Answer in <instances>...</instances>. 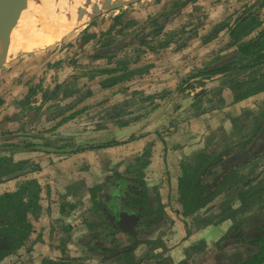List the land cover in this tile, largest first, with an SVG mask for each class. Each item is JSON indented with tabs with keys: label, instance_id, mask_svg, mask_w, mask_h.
I'll return each instance as SVG.
<instances>
[{
	"label": "rangeland",
	"instance_id": "rangeland-1",
	"mask_svg": "<svg viewBox=\"0 0 264 264\" xmlns=\"http://www.w3.org/2000/svg\"><path fill=\"white\" fill-rule=\"evenodd\" d=\"M257 1L138 0L98 15L52 44L58 46L76 37L66 47L46 52L50 45L24 53L0 70V80L3 82L0 117L4 111L13 109V105L7 110L3 106L12 99L19 84L9 90L6 87L12 85L16 77L22 76L23 71L28 70L22 78L27 86L18 96L28 94L29 108L41 103L47 90L55 92L57 84H63L58 98L51 100L47 111L43 110L32 123L29 121L34 115L33 110L24 117L28 120L25 126L17 122L12 123L10 129L5 128L6 124L3 128L0 126V135L2 129L10 131L15 134L14 141L28 140L37 145L45 143L61 149L59 154L38 151L11 154L18 161V167L29 168L20 170L23 175L0 186V226L11 237L9 229L14 221L9 220L8 215L14 214L12 204L27 201L25 188L32 186L31 190L39 191L43 210L38 219L28 215L33 231L30 238L2 264H75L69 258L85 254L86 248L82 245L84 237L91 231L102 235L101 232L107 229L103 216H99L98 197L102 195L104 183L113 172L144 179L153 195L158 192L168 215L164 230L158 235L146 237V240L150 238V242L159 246L144 245L139 255L146 256L150 250L155 253L165 250L162 255L146 259L143 264H221L219 260H225L224 254L218 255L213 249L218 237L217 219L224 204L231 208L241 207L240 192L225 191L210 207L196 213L197 218L194 217L196 214L190 218L176 216L174 207L181 209V206L177 205L174 197L183 164H191L194 158L193 146L197 149L205 146L202 152L215 157L229 147L246 146L255 138L258 127L264 124L262 92L250 105L253 112L238 116L236 124L232 123L235 134L231 133L225 140L215 135L210 142H207V138L206 142L199 140L192 145L190 137L186 138L184 128L193 112L192 103H204L212 94L228 86L219 83L222 75L195 77L219 53L232 50L224 41L227 31L207 43L203 42V37L216 24L225 21L233 23L252 8L251 11L257 12L259 19L264 21V8L253 6ZM153 27L163 30L154 34L153 29L156 28ZM84 29L87 32H82ZM89 33H95L97 38H101L100 41L90 39L86 42ZM103 33L107 35L102 37ZM103 43L111 46L101 52L113 56L110 59L88 58ZM19 59L22 60L17 62ZM136 68L144 70L96 93L94 97H82L90 87L96 92V85L108 78L103 70L119 69L122 70L119 74L128 75ZM262 72L264 67H259L241 75L239 79H249ZM209 92L212 93L205 95ZM64 93L70 94L66 96ZM67 106L70 109L61 114ZM74 111H80V115L52 129ZM115 114H120V121L127 125L121 127L113 118ZM41 135L46 138H40ZM114 142L120 144L110 148L98 147ZM86 146L93 148L75 151ZM67 149L71 151L62 152ZM242 166L237 169L239 174L235 177L242 178L241 181L251 177L257 179L246 186V189L257 193L263 186L260 182L264 180V157ZM239 190L243 188L239 187ZM6 195L12 196L10 200L13 203L5 200ZM258 196L260 198L250 206L241 207L250 210L245 212L249 224L252 222L251 215L257 217L258 213L264 212V194ZM49 205L52 210L50 214L46 211ZM50 216L55 225L51 234ZM89 226H93L92 229ZM117 238L128 242L121 233ZM14 244L12 240L11 245ZM84 258L82 264H117L114 261L104 263L98 255H84Z\"/></svg>",
	"mask_w": 264,
	"mask_h": 264
},
{
	"label": "trees",
	"instance_id": "trees-1",
	"mask_svg": "<svg viewBox=\"0 0 264 264\" xmlns=\"http://www.w3.org/2000/svg\"><path fill=\"white\" fill-rule=\"evenodd\" d=\"M259 9L264 8V0H258L256 5ZM250 9L245 16L236 19L233 23L222 22L216 24L212 30L203 37V42L207 43L218 38V36L223 32L227 31L224 41L227 42V47L232 48L228 53L218 54L211 61L207 62L202 69L195 74V77H213L216 75H222L220 79L221 86L228 85L225 88H221L218 93L212 94L204 103H192L191 108L193 112L190 116H199L210 111H214L225 106L236 104L241 102L249 97L260 94L264 92V72L254 74L250 76L249 79L240 80L239 77L245 73H248L256 68L264 67V21L259 19L258 13ZM117 20V19H116ZM156 28V27H153ZM155 30V31H154ZM163 29H153L154 34H159ZM82 32H87V29H84ZM81 32V33H82ZM152 32V31H151ZM81 33L78 35L80 36ZM107 33L101 34L102 37L106 36ZM76 38V37H75ZM73 38L72 40H74ZM79 39V38H77ZM90 39H98L95 33H89V38L86 40L88 42ZM61 43L58 46L52 45L45 50L46 52H51L55 48L59 47L60 49L66 47L70 42ZM141 45L143 43L141 42ZM111 46V44L103 43L101 49H96L95 55H93V60L96 59H110L113 54L105 53L100 54L99 52L105 50L106 47ZM107 49V48H106ZM23 58V57H21ZM20 60V59H19ZM144 69L136 68L132 71H129L128 75L119 74L122 70L111 69L103 70V74H108V78L103 79L101 83L96 85L98 90L92 92L88 89L85 91L86 97L91 96L92 93L101 92V90L113 85L118 84L119 82L124 81V79H130L133 74L141 73ZM124 72H127L123 70ZM258 74V75H257ZM92 79V78H90ZM63 87V84H57L55 87L56 91L52 92L51 89L47 90L43 102L49 100H54L58 98L60 89ZM93 89V88H91ZM32 91V88L30 89ZM212 92H209V95ZM66 96H69L70 93H64ZM84 94L82 97L84 98ZM204 94V93H199ZM199 95L196 97L198 98ZM43 103V104H44ZM2 101H0V105ZM77 104V103H76ZM17 107H21V111L18 113L12 114L10 118L5 117L6 122L17 121L22 123L24 113L28 114L30 112V99L28 94L22 98L19 102L16 103ZM72 105L69 107L71 108ZM35 108V107H34ZM67 106V109H63L60 113H64L65 110L70 109ZM33 108H31L32 110ZM41 110V106L37 108ZM80 111H74L71 115L63 117L52 129H56L70 120L78 117ZM23 118V119H22ZM115 121L120 124V126H126L127 124L121 120L120 114L113 115ZM23 126L25 124L22 123ZM258 131L255 135V138L248 143L246 146H237L229 147L221 154L217 156L209 155L207 152H201L196 154L192 160V163H184L182 166V176L179 181V190H180V202L182 205V214L184 216L194 215L200 210L210 207L216 199L222 195L227 190H237L240 192L241 197V207L242 205L250 206L254 203L255 199H259L260 193L264 194V180H261L260 185H263L259 188L258 192H253L252 189H246V186L252 185L255 182V178H247L246 181H241L240 177H235L239 174L237 169L244 163L251 154H258L260 150L264 151V124L258 127ZM7 136V137H5ZM14 133L6 132L3 136L0 137V183L9 179L11 176L19 173L20 170H23L22 167H18L19 163H16L13 159V156H10L14 152L20 151H33L37 147V144L31 141H12ZM8 138V139H7ZM3 141V142H2ZM120 143L114 142L110 144L98 145V147H111L114 145H119ZM249 147L254 149L249 154ZM86 148H93L88 147ZM3 153H8L9 155H3ZM115 180L119 181L122 184V187L126 186V183H130L133 186V181L123 179L120 176H116ZM144 189L145 183L140 181L137 184V187L133 188L127 193L129 194L128 200L136 207H142L140 214H136L137 220L140 223H147L150 221L151 226H158L163 221V213L160 211L155 213L156 218L152 215L154 211L153 208L148 204L147 197L145 193L142 195L138 192H135L134 189L139 188ZM243 188V190H239ZM32 186L25 188L24 191H27V201L20 202L19 204H12V211L14 214L12 216L8 215L9 220L13 219L10 224L9 232L11 235V240H14L15 244L8 250L5 254L0 255V264H2L4 259L11 255L14 252H17L21 249L25 243L30 238L31 225L28 222V214L37 215L40 210L39 205V191L34 188L31 190ZM131 188V187H130ZM125 190V188H124ZM12 196H5L6 201H10ZM224 209L230 208L231 206L224 204ZM264 206V205H263ZM220 209V211L224 210ZM263 226L254 234V244L257 246V253L254 254L248 261L244 264H264V236ZM15 234L18 237L15 238ZM100 241V238H98ZM108 241L107 237H103L102 242L106 243ZM107 252L109 249L106 250ZM131 264V263H130Z\"/></svg>",
	"mask_w": 264,
	"mask_h": 264
},
{
	"label": "flooded vegetation",
	"instance_id": "flooded-vegetation-1",
	"mask_svg": "<svg viewBox=\"0 0 264 264\" xmlns=\"http://www.w3.org/2000/svg\"><path fill=\"white\" fill-rule=\"evenodd\" d=\"M100 47H97L96 49L100 50L101 49ZM96 49H94L93 52L95 51L96 53ZM95 53H93V55H95ZM99 53L102 54L101 51ZM93 55H90L88 58L93 59ZM50 101L51 100L44 103L42 100L41 103H39L35 108L32 109L35 112H34V115L30 118V121H29L30 123H32L35 119H37L43 110L47 111V109L49 108L48 104ZM40 106H41V110L37 109ZM32 110L30 108V112L28 114L22 115L23 118L27 117L31 113ZM25 122H28V120L23 119L22 123L25 124ZM22 123H17V124L23 126ZM1 136H3V134L0 135V137ZM40 138H46V137L44 135H41ZM12 139H13L12 141H14L15 134ZM41 147L53 148L57 151L47 152V151L40 150ZM85 148L86 147L77 148V150L75 151H81ZM253 149H254L253 147H249L248 153L250 154ZM26 151L27 150L20 151V152H26ZM34 151L59 154L60 153L59 151H61V149L57 147H50L48 144L44 143L43 145H37L35 150L28 151V152H34ZM16 153H19V152H14V154ZM261 157H264L263 150H260L258 154L256 155L254 153L251 154L248 160H246V162H244L242 165L245 166V164L247 165V163L249 165ZM27 168L29 167L27 166L23 169L27 170ZM116 176H120L123 179L129 180V182L133 181V183L135 184H133L132 186L130 185V183H126L125 184L126 186L122 187V184L119 181L115 180ZM181 176H182V170H181V175L179 179L177 180V186L175 189L174 199L176 200L177 205L181 206V209H182V205L180 202V190H179V181H180ZM6 180H9V179H6ZM140 181L145 183L144 179H139L138 177H126L116 172H113V175H111L110 177L106 179L104 183L103 193L102 195L98 197L100 205H99V209L98 208L97 209L100 214L99 216H103L104 225L107 227V229H105L104 232H101L102 235H100L99 232H98V235H96L92 231L88 235H86L83 239V244H82L86 248L85 254L82 253V254L76 255V257H70L69 258L70 261H74L75 264H82L83 260L85 259L84 255L90 256L92 254V255H98L100 258H102V262L104 263L114 261L117 264H130V263L131 264H143L146 259H150L151 257H154V256L157 257V256L162 255L161 253L165 250V248L162 249L161 252L155 253L152 250H150V253L146 256L139 255V250L144 245L149 246L153 244L155 248L159 246L157 244H154L155 242H150L151 240L150 238H147L146 240V237H150L153 234L154 235L160 234L162 230H164L165 226H167L166 218L168 217L165 211V208L162 204V201L159 198L158 192L156 191L155 195H153V193L148 189V187H146V184H145L144 189L140 187L139 189H134V191L140 193L141 195L142 193H145L148 204L154 210L152 212V215H154V217L156 218L155 216L156 211L159 213L161 211L163 213V221L160 224H158V226L154 227V226H151L152 223H150V221L147 223H140L137 220L136 216L134 215L140 214L142 207H136L132 204V202L128 200L129 194L127 193V191L129 192L132 189V187L133 188L137 187V184L140 183ZM38 203L41 207L39 210V213L37 215L31 214V213L28 214L29 216H32L34 219H38V217L41 216V212L43 210L42 204L40 202ZM46 209H47L46 211L50 214V212L52 211L50 205ZM181 209L179 207H174V210L176 213L175 215L177 216L178 214L180 218L182 217L190 218L196 214L195 213L194 215L184 216L182 214ZM247 210L249 209H241V207L240 208L230 207L220 212L221 213L220 217H218L217 219V221H219L217 223V226L219 227L218 237L215 240L213 249H215L216 254L218 253L224 254L225 260L223 259L219 260V262L222 261L221 264H244L251 257H253L254 254L257 253L256 252L257 246L254 244V241L256 240V238H254V234L257 231H259L260 228H262L263 226L262 235L264 236V212L258 213L257 217H255V214L251 215L250 218L253 223L251 222L252 224L251 223L249 224L247 223V221H249L248 220L249 218L246 220L247 214L245 212ZM60 212L62 213V211ZM29 216H28V222L30 224ZM196 216H198V214H196L194 217L197 218ZM50 218H51V221H50V229H51L50 234H51V233H54L55 225L52 222V216H50ZM225 224L227 225V227H224ZM92 227L89 226V229H92ZM186 228H188L187 224H186ZM110 229H111V232L109 231ZM119 233L123 234L128 239V242L125 243L122 240L118 239L117 235ZM185 236H187V234ZM103 237L108 238V241L106 243L102 242ZM98 238H100V241H98ZM11 241H12L11 238L7 236L6 232L3 231V227L0 226V255L3 253L5 254L8 250L11 249L12 247ZM107 249H109L108 252L106 251ZM212 250L209 251L208 253L212 252ZM14 254L15 252L9 256H12Z\"/></svg>",
	"mask_w": 264,
	"mask_h": 264
},
{
	"label": "bare ground",
	"instance_id": "bare-ground-1",
	"mask_svg": "<svg viewBox=\"0 0 264 264\" xmlns=\"http://www.w3.org/2000/svg\"><path fill=\"white\" fill-rule=\"evenodd\" d=\"M109 1L44 0L41 7L5 2L0 6V52L27 53L52 46ZM120 1L128 0H113Z\"/></svg>",
	"mask_w": 264,
	"mask_h": 264
},
{
	"label": "crops",
	"instance_id": "crops-1",
	"mask_svg": "<svg viewBox=\"0 0 264 264\" xmlns=\"http://www.w3.org/2000/svg\"><path fill=\"white\" fill-rule=\"evenodd\" d=\"M92 21V20H91ZM90 21V22H91ZM88 26V24L86 25ZM85 26V28H86ZM30 58V56H29ZM22 59L18 60L17 62H20ZM16 62V63H17ZM63 66H65V64H63ZM11 67V66H10ZM28 71V70H26ZM26 71H23L22 74L24 75V73ZM22 76H18L16 77L15 80H13L11 82L12 85L6 87L9 89H12L14 86H17L19 84V89L14 93V96L12 97V99L9 100V102H6L4 109L7 110V107H10L11 105H13V109L11 111H4V114L1 115L0 117V126L1 128H3L2 126L6 124L5 128L10 129L12 126V123H16L15 121L9 123L6 122L4 119L6 118H10L12 116V114L14 113H18L21 111L20 107H17L16 103L19 102L22 98H24L25 96L20 97L21 95L18 96L19 93H21L22 88L26 87L27 84L25 83V81L23 82ZM28 82V81H27ZM3 82L0 80V91H3L1 88L3 87ZM92 88V87H90ZM105 89L101 90L104 91ZM14 91V90H13ZM90 91L92 92V90L90 89ZM100 93V92H97ZM96 93H92L90 97H94ZM84 97H86V95L84 94ZM89 98V96H88ZM257 99V95L252 96L246 100H243L241 102H238L236 104H231L228 106H225L223 108L214 110V111H210L207 112L205 114L199 115V116H190L189 119L186 121L185 123V132H186V138L190 137L192 142V145L194 142H198L199 140L206 142H210L213 137L215 135L217 136H221L222 139L225 140L226 137H230L231 133L234 132L233 129V124H236V120L238 116L241 115H248L249 112H253L252 111V107L250 106L252 104V102ZM238 111H241L240 113H238ZM18 123V122H17ZM2 131L4 133L6 132H10V131H4V129H2ZM1 132V134L4 135V133ZM235 134V133H233ZM195 145V144H194ZM205 146H203L204 148ZM203 148L197 149L194 148V146L192 147V149L194 150L193 152L195 154H199L202 152ZM204 152V151H203ZM194 154V156H195ZM16 162H18L16 160ZM36 178V177H34ZM12 179V178H11ZM11 179L9 180H5L3 182L0 183V186L3 185L4 183H9L11 181Z\"/></svg>",
	"mask_w": 264,
	"mask_h": 264
},
{
	"label": "water",
	"instance_id": "water-1",
	"mask_svg": "<svg viewBox=\"0 0 264 264\" xmlns=\"http://www.w3.org/2000/svg\"><path fill=\"white\" fill-rule=\"evenodd\" d=\"M135 1H138V0H128L126 2L120 1L119 3H114L113 0H111L107 3L106 6L104 4V7L100 8L97 11H94L93 14H91L88 19H85L79 26H82V25L90 22L91 20H93V18L97 17L98 15H100L104 12L120 8L122 6L128 5V4L133 3ZM5 2H14L18 6H21V5L22 6H28V4L33 3L35 6L41 7L44 3V0H0V6ZM23 54L24 53L17 51V50H14V49H7L6 51H1L0 52V70L2 68L6 67L7 65H9L15 59L19 58L20 56H23ZM40 150L47 151V152H56L57 151L53 148H44V147H41ZM66 151H71V150L70 149L62 150V152H66ZM21 175H23V173L19 172L15 175L11 176L9 179H11V178L13 179V178L19 177Z\"/></svg>",
	"mask_w": 264,
	"mask_h": 264
}]
</instances>
